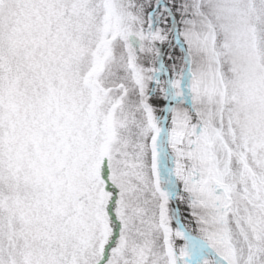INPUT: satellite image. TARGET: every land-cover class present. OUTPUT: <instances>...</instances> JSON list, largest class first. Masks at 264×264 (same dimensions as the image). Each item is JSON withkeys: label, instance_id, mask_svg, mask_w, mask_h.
<instances>
[{"label": "snow or ice", "instance_id": "obj_1", "mask_svg": "<svg viewBox=\"0 0 264 264\" xmlns=\"http://www.w3.org/2000/svg\"><path fill=\"white\" fill-rule=\"evenodd\" d=\"M0 264H264V0H0Z\"/></svg>", "mask_w": 264, "mask_h": 264}]
</instances>
